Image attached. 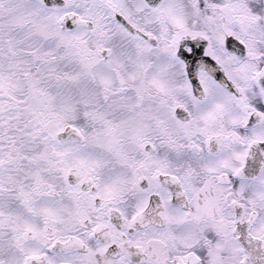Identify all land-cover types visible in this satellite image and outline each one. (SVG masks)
<instances>
[{
  "label": "snow or ice",
  "instance_id": "snow-or-ice-1",
  "mask_svg": "<svg viewBox=\"0 0 264 264\" xmlns=\"http://www.w3.org/2000/svg\"><path fill=\"white\" fill-rule=\"evenodd\" d=\"M0 264H264V0H0Z\"/></svg>",
  "mask_w": 264,
  "mask_h": 264
}]
</instances>
